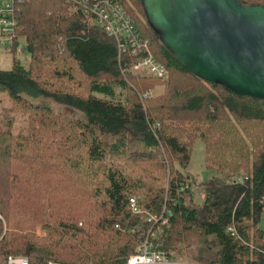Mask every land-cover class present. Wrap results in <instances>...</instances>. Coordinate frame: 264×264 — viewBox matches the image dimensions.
Segmentation results:
<instances>
[{
	"label": "trees",
	"instance_id": "1",
	"mask_svg": "<svg viewBox=\"0 0 264 264\" xmlns=\"http://www.w3.org/2000/svg\"><path fill=\"white\" fill-rule=\"evenodd\" d=\"M10 1L13 61L0 68V93L29 126L15 133L11 120L0 123V257L124 264L149 227L130 208L137 197L146 211L168 205L163 249L202 264H264V99L188 71L148 23L142 0L113 1L150 39L165 80L127 70L138 56L120 59L86 2ZM23 41L28 63L18 55ZM199 138L215 172L201 182L188 171ZM243 172L247 179L231 181ZM37 224L45 236L33 232Z\"/></svg>",
	"mask_w": 264,
	"mask_h": 264
},
{
	"label": "water",
	"instance_id": "2",
	"mask_svg": "<svg viewBox=\"0 0 264 264\" xmlns=\"http://www.w3.org/2000/svg\"><path fill=\"white\" fill-rule=\"evenodd\" d=\"M160 41L198 77L264 99V5L142 0Z\"/></svg>",
	"mask_w": 264,
	"mask_h": 264
},
{
	"label": "built area",
	"instance_id": "3",
	"mask_svg": "<svg viewBox=\"0 0 264 264\" xmlns=\"http://www.w3.org/2000/svg\"><path fill=\"white\" fill-rule=\"evenodd\" d=\"M81 1L83 3L86 2L85 11L95 16L105 33L115 39L120 59L127 52L138 56L137 61L128 66L127 70L162 80L168 78L169 71L164 64L156 59L151 48L150 39L142 36L135 28L132 19L122 6L113 0ZM13 15L14 6L12 2L10 0H2L0 4V47L14 43L16 21ZM156 126L159 127V123H156ZM244 179H247V175L241 173L232 178L231 181L242 182ZM182 190H184V186ZM130 208L134 214L141 215L149 227L142 232L141 243L129 255L124 264H202L199 261L181 256L176 251H167L162 248L163 244L160 237L164 229L170 226L171 216L166 203L160 211H146L141 208L137 197H131ZM0 220L5 222L2 214H0ZM116 226L118 227V225ZM136 230H142V225L139 224L132 229V231ZM228 230L232 235L238 236V231L234 225H231ZM0 264H30V261L27 256L8 255L0 261ZM48 264L80 263L50 261Z\"/></svg>",
	"mask_w": 264,
	"mask_h": 264
},
{
	"label": "rangeland",
	"instance_id": "4",
	"mask_svg": "<svg viewBox=\"0 0 264 264\" xmlns=\"http://www.w3.org/2000/svg\"><path fill=\"white\" fill-rule=\"evenodd\" d=\"M2 0H0L1 4ZM25 43L24 41L21 43L19 50H18V55L19 57L25 62H29V54L24 52L22 50V46H24ZM11 45L5 46V47H0V68H10L12 66V61H13V56L12 52L9 51V47ZM141 75V74H140ZM144 76V75H143ZM163 90V86H157L155 90L152 91L154 92H161ZM147 94V93H146ZM34 102H41V101H46L49 102L52 106L55 108H61V106H58L54 101L52 100H45L43 98H37V99H32ZM12 106V100L10 96L6 92H1L0 93V123L6 122L7 120H11L13 123L12 130L15 133H20V132H28V126H29V116L26 113L22 112H14L11 110ZM62 109H66L65 107H62ZM69 111V110H68ZM188 171H191L196 177H197V182H201L202 180H205L212 175L215 174L214 171L208 170L205 164V147L202 139H197L195 144H194V149L192 153V158L191 162L188 168ZM244 173V172H243ZM205 197V193L203 188H199L198 194L195 197V202L201 204L203 199ZM5 221V219H4ZM261 226L264 228V214L261 222ZM33 232L38 236V237H43L47 234V230L42 227V225L37 224ZM177 252V251H176ZM181 256L187 257L189 259H192L185 254H180ZM3 258L0 257V261H2ZM194 260V259H193ZM197 261V260H196Z\"/></svg>",
	"mask_w": 264,
	"mask_h": 264
}]
</instances>
